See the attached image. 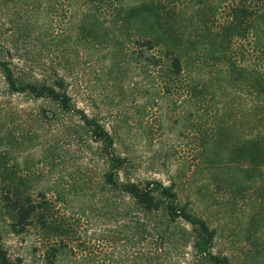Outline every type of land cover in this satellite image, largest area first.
Here are the masks:
<instances>
[{
  "label": "rangeland",
  "instance_id": "rangeland-1",
  "mask_svg": "<svg viewBox=\"0 0 264 264\" xmlns=\"http://www.w3.org/2000/svg\"><path fill=\"white\" fill-rule=\"evenodd\" d=\"M202 3L123 5L159 6L154 9L160 18L173 14L178 34L198 41L196 12ZM118 8L112 0L95 7L86 0H0V50L11 51L8 58L31 80L50 79L56 70L73 103L114 135L116 152L128 159L121 180L175 182L183 201L217 228L213 252L232 264H264V227L253 235L248 222L261 183L257 173L255 188L245 189L244 179L235 182L239 188L231 186L229 166L202 153L211 147L230 158L233 125L237 144L242 142L249 99L242 91L244 76L236 83L225 80L219 67H207L202 80L207 85L192 98L164 92V64L153 67L147 60L154 52L137 43L135 30L119 28ZM153 13L144 14L152 18L145 28L139 26L164 36V21L156 25ZM87 16H95L98 25L87 24L93 32L80 35ZM157 50L164 49H156L159 56ZM42 110L56 115L46 119ZM103 152L80 115L64 114L50 101L11 95L0 71V192L16 181L18 190L49 211L53 225L50 237L35 225L16 235L0 203L8 258L48 264L47 252L56 247V264H199L191 226L170 222L165 214L136 212L131 198L105 184L109 164Z\"/></svg>",
  "mask_w": 264,
  "mask_h": 264
},
{
  "label": "trees",
  "instance_id": "trees-1",
  "mask_svg": "<svg viewBox=\"0 0 264 264\" xmlns=\"http://www.w3.org/2000/svg\"><path fill=\"white\" fill-rule=\"evenodd\" d=\"M86 1L95 7L103 5L107 0ZM112 1L121 8L117 10L116 24L119 28L135 30L134 34L138 35L137 43H142L145 50L154 52L147 60L153 67L159 68L164 64V92H179L186 98H192L201 84L207 85L202 83L207 67H219L225 80L229 77L228 81L236 79V83L238 77L242 79L244 76L245 85L242 91L248 93L249 99L243 122L242 142L237 144L239 137L233 125L230 127L232 131L228 133L233 143L230 158L226 159V155L220 150L213 153L211 147H204L202 153L209 155L215 164L229 166L232 172L231 186H236V181L244 179L248 183L246 188L244 186L245 189L255 188L252 173H257L261 183L254 189L256 206L251 210V221H248L255 229L253 235H256L264 227V0H215L210 4L207 3L208 0H204L196 12L198 25L195 27L199 30V35L195 39L198 41H191L190 35L185 33L178 34L173 14L167 12L164 18H160L155 10H160L159 6L151 8L148 5L136 7L127 4L128 7H125L123 3L126 0ZM221 11L225 15L219 16ZM152 12L156 13H153L156 25L159 26L164 21V36L157 31L150 33L147 29L143 32L139 26L146 27L152 18L143 16ZM94 20L95 16H87L82 21L80 35L93 32V28L87 29V24L98 25ZM84 37L86 39V35ZM162 47L164 50H157V56L156 49ZM8 55H11V51L3 53L0 50V71L8 92L11 95L50 101L64 114L80 115L92 139L103 147L109 164L104 174L107 186L131 198L136 212H143L147 216L165 214L170 222L182 221L191 226L195 238L193 247L199 264H232L228 256L213 252L218 235L217 228L211 227L207 219L183 201L175 182L164 185L156 180L120 179L128 165V159L116 152L114 135L97 118H89L73 103L68 84L59 77L56 70L50 79L31 80L18 72L12 57L8 58ZM49 114L56 115L42 110V116L46 119H50ZM0 203L11 220L10 228L14 234L22 235L34 225L42 235L50 237L53 234L49 211L37 206L30 194L18 190L16 181L1 190ZM59 253L60 248L51 247L47 252V263L56 264ZM0 264H18L8 258L1 236Z\"/></svg>",
  "mask_w": 264,
  "mask_h": 264
}]
</instances>
